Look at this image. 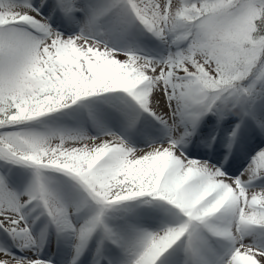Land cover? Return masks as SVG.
<instances>
[{
	"label": "snow or ice",
	"instance_id": "1",
	"mask_svg": "<svg viewBox=\"0 0 264 264\" xmlns=\"http://www.w3.org/2000/svg\"><path fill=\"white\" fill-rule=\"evenodd\" d=\"M209 114L239 118L229 150L264 133V0H0V264H51L50 229L68 264H264V148L190 158Z\"/></svg>",
	"mask_w": 264,
	"mask_h": 264
},
{
	"label": "bare ground",
	"instance_id": "2",
	"mask_svg": "<svg viewBox=\"0 0 264 264\" xmlns=\"http://www.w3.org/2000/svg\"><path fill=\"white\" fill-rule=\"evenodd\" d=\"M32 2L34 5H37L39 0H32ZM52 22L53 27H57L59 22L56 21L55 16L52 17ZM57 30L61 29L57 27ZM74 31H78V29H74ZM137 41L141 46L144 43L150 44V51H154V53L156 52L153 55H156L157 53L161 55L163 54L164 46L161 45L157 48L154 42L147 36H137ZM143 52L148 53L145 50ZM146 119L151 125H155L154 131L156 135L153 139L159 137H162L163 139L164 135L160 131V126L157 125L155 121H152L150 117H147ZM237 123H240V120L236 116L229 115L220 119L217 115L209 114L200 122L195 134L191 136V141H188V144L184 145L183 150L186 151L190 158L202 161L207 160L210 163L216 164L217 167H222L229 175H239V173L247 166L250 158L260 149L264 148V133H261L259 128H257L251 120L245 119L244 123L241 125L240 132L232 143L231 149H220L219 144L228 147V137ZM203 130L207 131L206 134H202ZM223 130H227L228 132ZM210 131L213 133L219 132L220 134L215 140H213L212 135L209 138ZM134 146L144 147L146 145L144 143L134 142ZM2 171L3 170H0V172ZM10 182L12 183V186L18 190H22L26 183V181H23L18 177ZM137 211L143 212V209H138ZM116 215L118 217H128L130 214L120 212ZM42 223L43 220L37 224V232ZM10 244L11 241L8 236L5 233L0 232V245L10 246ZM10 250L16 256L22 255V253L14 247H11ZM41 258L51 260V264H68L70 249L68 248L65 239L58 237L54 230L50 229L45 236ZM81 261L82 264H107V259L103 255L97 256L95 244L89 246V250L81 257Z\"/></svg>",
	"mask_w": 264,
	"mask_h": 264
},
{
	"label": "rangeland",
	"instance_id": "3",
	"mask_svg": "<svg viewBox=\"0 0 264 264\" xmlns=\"http://www.w3.org/2000/svg\"><path fill=\"white\" fill-rule=\"evenodd\" d=\"M155 42V41H154ZM156 44L158 43V42H155ZM158 46H161V45H158Z\"/></svg>",
	"mask_w": 264,
	"mask_h": 264
}]
</instances>
